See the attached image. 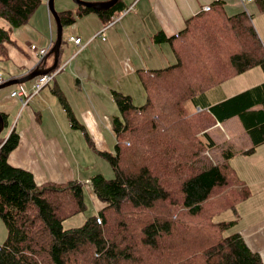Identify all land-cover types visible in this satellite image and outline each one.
<instances>
[{"label": "trees", "instance_id": "1", "mask_svg": "<svg viewBox=\"0 0 264 264\" xmlns=\"http://www.w3.org/2000/svg\"><path fill=\"white\" fill-rule=\"evenodd\" d=\"M264 12V0H252ZM41 0H0V60L12 31L28 22ZM223 0H214L185 20L183 29L154 43H168L172 65L138 69L145 103L112 91L118 115L111 120L113 152L97 150L59 89H53L73 128L81 129L91 148L111 166L114 177L94 174L88 182L37 184L33 174L9 164L19 142L12 129L0 137V218L7 236L0 244V264H264L238 231L224 230L239 219L214 221L225 208L237 212L247 187L229 167L231 146L216 162H201L217 148L208 130L237 117L251 142V154L264 143V81L225 97L221 84L259 66L264 73V46L243 11L228 15ZM58 12L69 26L76 16L96 13L108 23L128 8L118 0L108 10L77 6ZM59 66V64H58ZM4 125L8 127L3 113ZM85 185L103 202L81 226L63 221L84 211ZM100 222H97V219Z\"/></svg>", "mask_w": 264, "mask_h": 264}, {"label": "crops", "instance_id": "2", "mask_svg": "<svg viewBox=\"0 0 264 264\" xmlns=\"http://www.w3.org/2000/svg\"><path fill=\"white\" fill-rule=\"evenodd\" d=\"M48 0H41V4L36 8L34 13L31 15L27 23L16 27L12 31V38L15 42L14 45H6L7 57L0 60V78L4 81L20 77L27 74L33 68H35L41 61L40 56L34 51L29 49V45L33 44L39 48H47L48 51L52 47L55 41V27L51 23V15L47 7ZM89 1H106V0H89ZM127 4L128 8L125 12L120 15H114L113 18H117L122 15L118 20H114L113 24L108 26L99 15L96 13H89L82 16H76V19L85 18L81 24L74 23L70 25V29L66 34V40L64 43V29L62 31V43H61V56L60 65L64 59H70L67 66H72L75 70L73 74L67 73L65 71L58 72L55 77L45 85L38 93L33 95L28 102L23 105V102L19 98L10 97L9 93L16 86H11L9 92L0 90V113L6 115V120L8 123V131L4 135L3 139L11 132L12 129L19 134L18 145L13 149L9 156L8 162L10 165L15 167H20L25 170L30 171L33 174L34 180L37 184H42L45 182L63 183L76 176V173L81 176L80 160L76 157L75 159L68 155L65 151L67 147L65 141L60 140V127L53 128L56 123L54 119L48 117L49 115H55L56 117L60 114L54 111L56 104L60 105L57 96L53 93V89H59L65 95L67 101L72 108L80 109L81 107H88L89 105L94 106L97 104L99 98L91 97L89 93L97 95H110L112 88L107 87L103 92L97 91L93 85L86 89H82L78 82L81 81L80 73L83 74L84 68H86L87 76L86 80L90 83L93 82V77L98 76V69L102 72H111L110 68L114 65L117 72L122 74L130 75L135 74L138 69H149L147 68V52H150L152 48L147 47L148 42L141 49L136 48L139 45L140 40L149 34L152 39L153 31H162L167 37L176 34L178 31L183 29L185 25V20L194 15L195 13L201 11L205 6H209L214 0H123ZM225 2V11L227 8L234 14L235 12L243 11L248 9V4H252V0H223ZM230 1L232 4H230ZM248 3V4H247ZM257 11V7H254ZM64 10H70L69 8H64L59 10L62 12ZM78 8H72V12L75 14ZM227 13V11H226ZM231 15V14H230ZM117 16V17H116ZM111 17L109 21L113 20ZM151 21L152 25H148ZM38 22V23H36ZM0 24L3 21L0 20ZM81 27V31H78V27ZM104 29L103 35L104 40L101 36H94L97 32ZM75 32H72L74 31ZM138 35L136 39V44L132 42V38ZM80 37L81 43L79 45L74 44L69 40L70 37ZM85 38V40H84ZM128 41V42H127ZM153 42V40H152ZM131 43L133 51L135 52L134 58L127 55V52L115 59V53L117 49H121L123 46H127ZM166 43V42H165ZM160 43L159 47L162 48L166 45ZM142 51L144 55H141ZM88 52H90L89 62L83 65L78 58L83 57ZM168 52V57L173 59L174 54ZM48 53V52H47ZM66 53H68L66 55ZM64 57V58H62ZM62 58V62H61ZM168 60L167 62H169ZM53 63V57L48 56L45 59V67H49ZM100 63L105 66L103 70L100 67ZM164 63V61H159ZM156 69V68H152ZM63 75V76H62ZM93 76V77H92ZM78 77L76 83L78 84V91H76L73 86L66 88L68 90L67 94L64 92L63 84L72 81V78ZM30 81V80H29ZM52 83L53 87H46ZM25 84V82H24ZM16 85V84H15ZM30 85V83H29ZM25 87L29 89L26 85ZM45 87L49 90H45ZM126 94L131 96V92L119 88ZM221 89L225 97H229L225 93L222 84ZM243 91V90H242ZM238 93V92H237ZM132 98V96H131ZM61 106V105H60ZM58 108V106H57ZM84 114H91L90 109H82ZM44 114L47 116L44 117ZM82 115V114H81ZM235 117L229 118L221 123L215 124L208 130L209 135L213 138L214 135L211 133V129L215 128L217 125L226 123H234L237 127V122L234 121ZM239 120V119H238ZM80 122V121H79ZM81 123V122H80ZM82 124V123H81ZM238 128V127H237ZM4 129V128H3ZM2 129V130H3ZM109 130L113 135V144L115 142L114 134L110 124ZM1 134V133H0ZM102 136H106L105 140L108 145L104 144L103 147L107 149H112V144L110 143L109 131L103 130ZM91 137V136H90ZM94 145L95 142L92 139ZM105 143V142H104ZM97 150H105L104 148H99L95 145ZM250 147L246 146V149ZM114 148L112 149V151ZM97 154V153H96ZM58 167L61 166L63 169H67L72 173L71 178H65L58 174V178L50 179L44 178L46 175L43 169H52L54 164ZM90 164L85 166L88 169ZM77 169V170H76ZM55 173V171H52ZM84 181L90 179L89 176L83 177ZM82 178L77 180L82 181ZM95 196V195H94ZM244 202V201H243ZM255 212V210H251ZM247 221H244L243 229L239 228V232L242 234L246 244L253 250L257 251L263 261H264V217L254 221L253 217L250 215V210ZM244 215V216H246ZM241 218V215H240ZM239 224V223H236Z\"/></svg>", "mask_w": 264, "mask_h": 264}, {"label": "rangeland", "instance_id": "3", "mask_svg": "<svg viewBox=\"0 0 264 264\" xmlns=\"http://www.w3.org/2000/svg\"><path fill=\"white\" fill-rule=\"evenodd\" d=\"M89 1V0H88ZM245 1V0H244ZM94 2V1H93ZM230 4L232 2L230 1ZM248 4V3H247ZM54 7L56 11L59 12V10H62L64 8H69L72 10L73 7L76 8V4L72 0H54ZM256 5L254 2L252 4H248V11L253 15V24L263 42L264 46V12H258L255 10ZM246 10V9H245ZM227 14H233L229 8H227ZM236 13V12H235ZM123 15V14H122ZM115 18L118 20L120 17ZM83 18L76 19L75 23L81 24L83 22ZM114 19V20H115ZM112 21V20H111ZM38 23V22H36ZM51 23L55 27V36H56V23L51 16ZM148 25H152L151 21L148 22ZM70 29L69 26H65L64 29V43L66 40V34ZM78 31H81V27H78ZM72 32H75L72 31ZM153 34H156V31H153ZM151 37V36H150ZM149 37V34H146V38L143 37L140 40L139 45H136V48L141 49L145 46V44L148 42L147 47L153 49L150 52H147V65L149 69L152 68H163L168 65H172L175 62V57L173 59L167 58L168 56V50L172 55V50L168 43H164L162 45H166L162 48L159 47V44L152 42V39ZM132 42L136 44V39L138 38V35H135L131 37ZM85 40V38H84ZM128 42V41H127ZM131 43H128L127 46H122L121 49H117L115 53V59H118V57H121L123 53L125 54L127 52V55L134 58L135 52L132 49ZM68 53H66L67 55ZM141 55H144V52L142 51ZM89 56L90 52H88L83 57L78 58V60L86 66V64L89 62ZM64 58V57H62ZM61 58V62H62ZM71 59V58H70ZM70 59H64L63 62L59 63V66L63 68L60 69V71H65L67 73L73 74L75 72L74 68L72 66H67L69 63L68 61ZM170 60L169 62H167ZM159 61H164V63H160ZM100 67L104 70L105 66L100 63ZM59 71V72H60ZM111 72L105 73L98 69V76L93 77V82L90 83V80L87 81L86 77V68H84L83 74L80 73L81 81L78 82V84L81 86V88L84 90L88 88L89 86L93 85L94 88L99 91L103 92V90L107 87L112 88L110 91V95H97L89 93L91 97H97L99 100L97 101V104L94 106L89 105L88 107H81L80 109L72 108L71 105L69 106L72 110L73 114L77 118L78 121H80L87 133L91 136V138L94 140L95 145L99 148H104L109 152H113L112 149L114 148L113 144V135L111 131L109 130L111 120L114 116L118 115V108L114 102V99L112 97V91H118L121 93H124L119 88H123L124 90L130 91L133 103L136 106H141L145 103V92L144 89L138 79L137 74H130V75H124L121 72H117V69L114 65L110 68ZM63 76V75H62ZM78 77L72 78V81L63 84V88L65 89V93L67 94L68 90L66 88H69L73 86V88L78 91V84L76 83V79ZM264 81V73L262 69L259 66L253 67L244 73H241L239 75L233 76L226 81L222 83V87L226 94L233 95L237 92H240L242 90H245L247 88H250L252 86H255L257 84H260ZM30 81L25 82V85L29 88ZM15 86V85H11ZM11 86L2 88L0 90H4L5 92H9V89ZM53 87L52 83H50L48 87ZM45 87V90L49 91ZM126 94V93H124ZM129 95V94H128ZM69 103V102H68ZM58 106H55L54 111H56L60 114L58 117L55 115H49L48 117L54 119L56 122L53 126L58 127V124H61L60 127V140L63 142L65 141L67 147H65V151L68 155H70L72 158H78L81 163L80 168V174L76 173V176L73 178H82L84 176H93L94 174H102L106 179H111L114 177L113 169L111 168L110 164L101 156L96 154V152L91 148V145L87 142L84 132L81 129L73 128L70 124V121L66 115L65 110L60 106L59 104H56ZM82 109H90L92 113L90 114H84V110ZM82 114V115H81ZM47 116V114H44V117ZM234 121L237 122V127H235L234 123H229L226 125V123L221 124L220 126L217 125L215 128L211 129V133L214 135V139L217 143V148L215 150L208 151L207 153H204L202 156L201 162L209 163V162H216V159L218 156H220V151L223 148H226L228 146H231L230 150L233 153V156L228 159L229 167L231 170L235 173L236 177L239 178L240 182L244 184L247 187L248 194L245 200L237 203V212H233L229 208H225L221 210L218 214H215L213 217L214 221H229L237 219V215H241V218L239 216V219L237 220L239 224L232 225L224 230V236L233 234L234 232L238 231L239 228L243 229L244 221H247L249 210L250 215L253 217L254 221L260 219V217H264V143L259 145L251 154H245L244 151L247 150L246 146L251 147L250 139L248 138L247 134L245 133L240 121L237 117L234 118ZM112 127V125H111ZM103 130L109 131V139L110 143L112 144V149H107V147H103L102 145L106 144L108 145L105 140L106 136H102ZM6 131H8L7 128H4L1 131L0 137L3 138L6 134ZM113 131V130H112ZM114 134V133H113ZM115 140V139H114ZM105 142V143H104ZM115 143V142H114ZM87 164H90V167L88 169H85V166ZM52 169H43V172L46 177L44 178H50V179H56L58 178V174L61 176H64L65 178H71L73 175L72 173L67 170L63 169L61 166L58 167V165L55 163L52 165ZM77 170V169H76ZM52 171H55L52 172ZM82 182L86 183L88 181L82 180ZM85 204L86 208L84 211L78 212L76 214H73L69 217H67L62 225L64 228H73L81 226L85 219L89 216H95L97 212L102 208L103 202L98 199L91 191V188L89 185H85ZM251 210H255V212H252ZM246 215V216H244ZM258 218V219H256ZM244 222V223H243ZM239 232V231H238ZM7 236V229L3 223V221L0 218V244L4 242Z\"/></svg>", "mask_w": 264, "mask_h": 264}, {"label": "water", "instance_id": "4", "mask_svg": "<svg viewBox=\"0 0 264 264\" xmlns=\"http://www.w3.org/2000/svg\"><path fill=\"white\" fill-rule=\"evenodd\" d=\"M72 1L77 6L88 7V8L104 11L111 8L118 0H106V1H94V2L88 0H72ZM47 7L50 15L53 16L56 23V38L52 47L49 49L48 53L41 59V61L38 63V65L35 68H33L31 71H29L27 74L23 76L14 77L4 81L3 83L0 84V89L11 85L27 82L36 76L51 72L58 66L61 56L60 48L62 43L63 25L61 23L58 11H56L54 7V0H48ZM48 56L53 57V63L49 67H45V59ZM3 125H4V118L3 115L0 113V133L3 129Z\"/></svg>", "mask_w": 264, "mask_h": 264}, {"label": "built area", "instance_id": "5", "mask_svg": "<svg viewBox=\"0 0 264 264\" xmlns=\"http://www.w3.org/2000/svg\"><path fill=\"white\" fill-rule=\"evenodd\" d=\"M249 1V0H248ZM244 2V0H243ZM209 6H205L203 8V10H208ZM113 18V17H112ZM114 19L112 21H108L107 25L110 26L113 24ZM104 29L100 30L99 32H97L94 36H101L102 40H104V35H103ZM70 41H72L74 44L79 45L81 43V38L80 37H75L72 36L69 38ZM29 49H31L32 51H34L35 53H37L38 56H40L41 58L44 57L47 52L48 49L47 48H39L36 47L33 44L29 45ZM62 67L57 66L54 70H52L49 73L43 74V75H39L34 77L33 79L30 80V88L27 89L25 87L24 83H19L16 84V88L12 89L9 93L10 97H14V98H19L22 102L23 105H25L28 100L35 95L36 93H38L45 85H47L49 82L52 81V79L55 77V75L60 71V69H62ZM3 83V80L0 78V84ZM97 222H100V219H97Z\"/></svg>", "mask_w": 264, "mask_h": 264}]
</instances>
